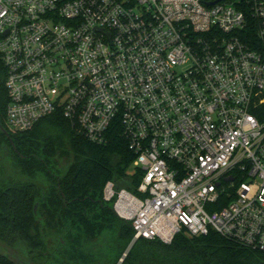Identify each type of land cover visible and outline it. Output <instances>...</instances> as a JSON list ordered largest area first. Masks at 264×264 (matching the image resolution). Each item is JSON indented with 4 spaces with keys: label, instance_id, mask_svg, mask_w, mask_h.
Wrapping results in <instances>:
<instances>
[{
    "label": "built area",
    "instance_id": "1",
    "mask_svg": "<svg viewBox=\"0 0 264 264\" xmlns=\"http://www.w3.org/2000/svg\"><path fill=\"white\" fill-rule=\"evenodd\" d=\"M0 57L12 131L60 114L126 140L142 181L104 200L134 240L264 253V0H0Z\"/></svg>",
    "mask_w": 264,
    "mask_h": 264
},
{
    "label": "trees",
    "instance_id": "2",
    "mask_svg": "<svg viewBox=\"0 0 264 264\" xmlns=\"http://www.w3.org/2000/svg\"><path fill=\"white\" fill-rule=\"evenodd\" d=\"M6 77L0 57V244L19 246L22 261L0 254V264H118L130 245L122 264H264L263 252L215 231L171 244L134 240L132 224L104 200L109 181L133 193L142 181L120 132L99 146L60 114L14 132ZM254 113L263 122L264 104Z\"/></svg>",
    "mask_w": 264,
    "mask_h": 264
},
{
    "label": "rangeland",
    "instance_id": "3",
    "mask_svg": "<svg viewBox=\"0 0 264 264\" xmlns=\"http://www.w3.org/2000/svg\"><path fill=\"white\" fill-rule=\"evenodd\" d=\"M9 129L11 130V127L8 125ZM64 164V163H63ZM132 245H130L128 247V250L125 252V254L123 255V257L119 260L118 264H122L124 261L125 256L127 255V253L129 252V250L131 249ZM17 249H20L19 246H16L15 250H10L4 246H2V244H0V254H4V255H8L13 259H17V260H21L22 261V254H20L18 252Z\"/></svg>",
    "mask_w": 264,
    "mask_h": 264
},
{
    "label": "water",
    "instance_id": "4",
    "mask_svg": "<svg viewBox=\"0 0 264 264\" xmlns=\"http://www.w3.org/2000/svg\"><path fill=\"white\" fill-rule=\"evenodd\" d=\"M2 131L4 132V134H6L8 136V132L5 129H2Z\"/></svg>",
    "mask_w": 264,
    "mask_h": 264
}]
</instances>
